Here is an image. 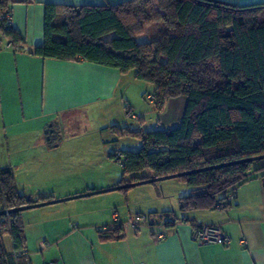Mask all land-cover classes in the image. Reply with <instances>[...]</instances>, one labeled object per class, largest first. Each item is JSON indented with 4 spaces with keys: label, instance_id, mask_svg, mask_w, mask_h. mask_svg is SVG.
<instances>
[{
    "label": "trees",
    "instance_id": "16d2710c",
    "mask_svg": "<svg viewBox=\"0 0 264 264\" xmlns=\"http://www.w3.org/2000/svg\"><path fill=\"white\" fill-rule=\"evenodd\" d=\"M14 3L0 0V12L10 11ZM160 21L167 28L157 39L142 44L135 41L145 27ZM109 34L115 37L103 40ZM0 36L13 50L23 45L3 20ZM30 55L86 62L121 75L131 73L135 80L154 87L152 101L158 113L167 101L186 98L184 115L171 130L112 128L118 138L128 136L140 142L137 151L110 156L122 168L117 186L264 156V3L125 0L102 7L45 4L43 43ZM262 161L179 177L191 190L178 199V211L224 210L230 194L264 179ZM33 203L38 202H27L18 192L12 169L0 168V211ZM98 234L103 241L118 240L122 230L118 224ZM4 235L13 243L11 254L4 250ZM18 251H26L21 213L0 216V264H27L24 258L14 260L12 254Z\"/></svg>",
    "mask_w": 264,
    "mask_h": 264
},
{
    "label": "crops",
    "instance_id": "0c3cea01",
    "mask_svg": "<svg viewBox=\"0 0 264 264\" xmlns=\"http://www.w3.org/2000/svg\"><path fill=\"white\" fill-rule=\"evenodd\" d=\"M122 1L125 0L14 1L10 9L11 28L21 38L23 45L20 48L24 50L7 47L6 40L7 44L0 49L1 76L4 73L5 79L17 76L18 93L20 90L18 98L10 81L4 83L5 89L0 85V168L12 169L18 192L32 202H45L41 201L44 198L46 201L64 199L116 187L121 179L118 176L110 182L97 183L77 175L75 162L55 154V150L62 147L57 141L60 128L75 124L76 128L83 126L80 119L92 113L98 117L107 114L111 129L171 130L184 115L186 98L178 97L167 101L154 119L153 101L147 99L153 97L154 87L151 95L142 93L140 101L135 92H131V85L138 81L131 74L121 75L115 69L86 62H62L30 55L33 48L43 43L45 4L102 7ZM216 1L237 6L264 3V0ZM166 28L164 22L160 26H147L135 41L149 43ZM113 37L114 34H109L103 40ZM0 39L2 41L1 36ZM25 116L31 118V122L38 121L30 131L18 127L25 121ZM45 127L47 131L42 134ZM86 131L81 129L77 135ZM19 136L24 138L22 142H18ZM127 138L132 137L112 142L110 149L117 150L109 158L126 150L119 140L125 139L124 143L130 144ZM137 141L132 150L140 148ZM263 183L264 179L258 178L237 189L232 198L228 197L224 210L180 213L178 199L191 190L185 185L176 190L175 199L164 197L162 188L155 186V191L159 189L161 194L159 196L157 192L156 198L160 204L148 217L135 211V218L127 212L129 218L121 219L116 212L111 214L114 202L108 198L96 201L92 198L95 195L80 198L88 199L81 204L74 202L79 200L75 199L24 211L21 213L24 249L30 264H264ZM168 202L172 211L165 208ZM160 211L161 214L157 213ZM115 219L122 230L121 238L101 240L96 228L110 227ZM125 219L127 221L123 223ZM201 225L219 226L229 244L193 243L191 232ZM158 235L162 237L159 240ZM2 244L6 253L11 254L13 243L8 235L2 237Z\"/></svg>",
    "mask_w": 264,
    "mask_h": 264
},
{
    "label": "rangeland",
    "instance_id": "374dc122",
    "mask_svg": "<svg viewBox=\"0 0 264 264\" xmlns=\"http://www.w3.org/2000/svg\"><path fill=\"white\" fill-rule=\"evenodd\" d=\"M159 12L160 14H163L162 11ZM151 25L160 26L163 25V22L160 21L159 23ZM5 44H7V42L2 39L0 47L1 50H3V46ZM10 48L12 49V47ZM4 76L5 73L3 77L0 73V85H2L3 89H5L6 86L4 83L6 81H10V85H13L11 87H13L15 95H18L19 98L20 90L18 93V89L16 88L17 76H11L8 78L9 80L5 79ZM135 82L131 85V92H135L137 99L141 101L140 95L142 93H147L151 95L153 88L152 85L142 81ZM9 88L10 87H8V90ZM157 114L159 113L155 110L154 115L156 116H154V119L157 118ZM108 117L109 116H107V114L103 115V117H98L97 115L89 113L85 118L80 119V121L84 124L83 126H79L78 128H76L75 124L60 128L61 134L59 135V138H57V141H60L59 143H61L62 147L58 150H55V154L69 157L73 162H75V165H78L77 169L74 171L77 175H80L83 179H89L92 181H96L97 183H102L103 181L110 182L112 181V179H115L118 176L119 178L122 177V168L120 164L108 157L110 154L114 153L117 150V148L110 149L112 142L116 139H119L118 136L112 131V129L109 128L110 124L108 123ZM24 119L25 121L21 122L22 124L19 123V128H24L30 131L34 128V125L38 124V121L31 122V118H29L28 116H25ZM37 128H39V125L37 126ZM80 128L87 131L80 132L81 134L77 135V132L81 130ZM41 131L42 134H44V132L47 131V128H42ZM23 139L24 138L22 136H19L17 140H19L18 142H22ZM127 139H130V144L124 143L125 139H123V141L119 140L122 147L126 150L137 151L139 148L137 150L131 149V147L135 146L134 142H136L137 140L133 138ZM262 162L264 163V161ZM155 186H159L157 187L159 189L160 187L162 188V195L164 197L171 196V199H175L177 198L176 190L178 188H183L182 186H185V184L182 183L178 178H176L163 181L159 185H142L128 189L126 191L121 190L95 195L92 198H94L96 201L104 200L100 198H108L110 201L114 202L115 205L111 207V214L112 212H116L117 215L121 217V219L124 217H126L127 219L129 218L127 212H129L131 218H135V211H139L142 216L148 217L150 211L154 207H158V205L160 204L156 198L158 197L157 192L159 196L161 194L159 192V189L158 191H155ZM166 193H169V195H167ZM126 198H128V201ZM85 200L88 199H79L75 200L74 202H78L77 204H81L80 202H86ZM167 204L168 205L165 206V208L169 209V211H172L173 208L171 209L169 202ZM157 213L161 214V211ZM176 213L179 214L177 210ZM127 219H125L123 223L126 222Z\"/></svg>",
    "mask_w": 264,
    "mask_h": 264
},
{
    "label": "built area",
    "instance_id": "2783aa9c",
    "mask_svg": "<svg viewBox=\"0 0 264 264\" xmlns=\"http://www.w3.org/2000/svg\"><path fill=\"white\" fill-rule=\"evenodd\" d=\"M14 1H31V0H14ZM3 20L5 21L6 25L8 27L12 26V16L10 11L6 12H0V21ZM10 44H8L7 47H9ZM21 50H24V48H20ZM148 100L152 101L153 97L148 96ZM119 157L120 155L117 154ZM234 194H230L229 198H232ZM6 211V210H5ZM115 223L113 226H101L96 228L97 233H106L108 230L113 229L118 226L117 220L115 219ZM161 235L157 236V239H161ZM191 240L195 244L199 245H221V246H227L229 244V239L224 235L222 229L219 226L215 225H201L198 228H193L191 232ZM13 258L14 260H19L21 258L26 259V263H29V256L26 251H18V252H13ZM45 264H54L52 262H48Z\"/></svg>",
    "mask_w": 264,
    "mask_h": 264
},
{
    "label": "water",
    "instance_id": "95a60500",
    "mask_svg": "<svg viewBox=\"0 0 264 264\" xmlns=\"http://www.w3.org/2000/svg\"><path fill=\"white\" fill-rule=\"evenodd\" d=\"M260 160H264V156L253 157V158H249V159L242 160V161H239V162H232V163L222 164V165H218V166H214V167L204 168V169H201V170H196V171H192V172L177 174V175H173V176L149 179V180L137 182V183H134V184L116 186V187H112V188H108V189H104V190H100V191L88 192V193H85V194L76 195V196L68 197V198H64V199L51 200V201H45V202H38V203H33V204H27V205H25L23 207H20V208L16 209V210L0 211V216H7V215H10L12 213H22L24 211L37 209V208L44 207V206L64 203V202H67V201L80 199V198H85V197H88V196H94V195H99V194L109 193V192H114V191H121V190H124V189H131V188L142 186V185L161 183L163 181L176 179V178H179V177H182V176H185V175H189V174H192V173H198V172H202V171H206V170H212V169H219V168H222V167H225V166H228V165H233V164H236V163L254 162V161H260ZM26 201L29 202V198L28 197H26Z\"/></svg>",
    "mask_w": 264,
    "mask_h": 264
}]
</instances>
